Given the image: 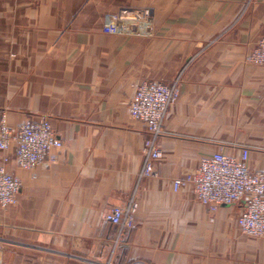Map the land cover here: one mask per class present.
I'll return each mask as SVG.
<instances>
[{"label": "crops", "instance_id": "0c3cea01", "mask_svg": "<svg viewBox=\"0 0 264 264\" xmlns=\"http://www.w3.org/2000/svg\"><path fill=\"white\" fill-rule=\"evenodd\" d=\"M138 2L152 18L118 20ZM264 37V0H12L0 3V108L15 127L46 119L63 147L53 162L0 165L20 178L0 206V264H264V239L242 235L241 204L210 210L172 179L201 157L254 147L264 171V68L245 54ZM177 97L158 139L155 177L138 178L148 133L129 101L144 80ZM136 191L130 228L104 219Z\"/></svg>", "mask_w": 264, "mask_h": 264}, {"label": "built area", "instance_id": "2783aa9c", "mask_svg": "<svg viewBox=\"0 0 264 264\" xmlns=\"http://www.w3.org/2000/svg\"><path fill=\"white\" fill-rule=\"evenodd\" d=\"M122 13L119 12L118 20H126ZM130 19L141 24L145 35L153 34L151 18L145 10H136ZM244 59L264 68V37L247 51ZM178 81L179 77L170 83L144 80L136 86L129 101L130 117L142 122L148 133L139 179L157 175L156 163L161 156L158 139L166 134L163 122L177 97ZM12 144L15 146L17 165L29 170L46 160L55 161L63 147L62 141L46 119H30L12 127L7 123L5 110L0 108V151L8 149ZM231 147L235 150L231 153L220 150L201 157L196 168L172 179L173 190L177 191L189 184L196 199L212 211L221 205L241 204L237 217L241 234L264 239V171L253 170L248 166L249 152L254 147L240 143H232ZM138 185L139 180L126 201L113 205L104 215V219L117 227L119 232L132 226ZM20 186L19 177L10 174L0 165L2 207L15 200Z\"/></svg>", "mask_w": 264, "mask_h": 264}, {"label": "rangeland", "instance_id": "374dc122", "mask_svg": "<svg viewBox=\"0 0 264 264\" xmlns=\"http://www.w3.org/2000/svg\"><path fill=\"white\" fill-rule=\"evenodd\" d=\"M17 1H19V3L20 2H24L25 0H15V2H17ZM138 1V0H137ZM12 2V0H0V3H2V4H9V3H11ZM128 8H130V9H138V8H142V6L140 7L139 6V3L137 2H133V4L132 3H130V4H125V3H122L121 5H119V7H118V15H119V12L120 11H123V15H124V19H126V21H130L131 19H130V17H132V14H133V12L132 13H129L128 12V10H130V9H128ZM135 12V11H134ZM146 13H148L147 11H146ZM118 15H117V18H118ZM148 15H149V13H148ZM150 16V15H149ZM151 18V17H150ZM152 19V18H151ZM122 20V19H121ZM125 21V20H124ZM130 22H132V23H138L137 21H130ZM151 22H152V20H151ZM140 26H141V24H140ZM254 47V46H253ZM252 47V48H253ZM16 158V157H15ZM1 166H3V165H1ZM4 167V166H3ZM5 168V167H4ZM35 168V167H34ZM29 170V169H28ZM31 170V169H30ZM7 171V170H6ZM8 172V171H7ZM20 179V178H19ZM20 183H21V181H20ZM1 206V205H0ZM8 206V205H7ZM6 206V207H7ZM2 207V206H1ZM2 208H5V207H2Z\"/></svg>", "mask_w": 264, "mask_h": 264}]
</instances>
